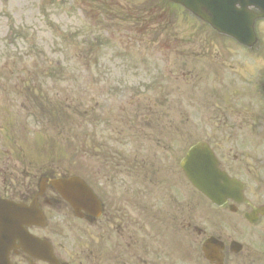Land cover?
<instances>
[{
	"label": "flooded vegetation",
	"instance_id": "obj_1",
	"mask_svg": "<svg viewBox=\"0 0 264 264\" xmlns=\"http://www.w3.org/2000/svg\"><path fill=\"white\" fill-rule=\"evenodd\" d=\"M145 20L148 24L152 22L151 15H146ZM163 36L164 33H158L147 43L163 41ZM191 50L190 46L176 45L180 58L188 56ZM211 87L212 128L208 141L215 148L221 166L245 180V189L250 194L247 203L228 202L217 207L208 202L209 207L199 212L192 204L197 194L188 186L185 191L192 193L183 201L182 171L176 164V157L178 163L181 158L180 135H174L172 144L168 138L149 132L155 108L163 109L165 105L163 91L157 94L159 101L153 102L150 89H144L147 93L144 104L127 103L123 90L117 94L114 89H104L105 92L99 89L97 97L102 101L96 102L93 111L94 172L92 176L79 172L101 201L99 217L84 210L76 211L53 189L51 179L69 176L68 172L57 175L45 171L22 181L20 153L10 154L1 145V138L0 197L35 204L44 213L47 222L29 230L52 244L58 264H264V159L254 160L256 154L263 157L264 151L249 150L244 154L246 145L238 142L239 134L231 132L236 125L240 126L233 122V109L241 97L225 89L223 82L213 80ZM82 98L85 100L84 95ZM259 102L264 104L262 98ZM143 110L148 114L140 125L137 122ZM161 116H165L164 111ZM248 121L260 124L253 118ZM84 124L81 118L79 125ZM254 136L247 135L249 139ZM147 146L152 148V154L144 157ZM149 160L158 167L150 166ZM178 237L189 247L184 254L176 253L173 247V238L179 241ZM78 238L85 239L86 245L93 243L90 250L93 262L85 260L92 255H87ZM210 239L213 240L208 250L216 247L211 261L202 252ZM71 241L77 248L75 251ZM17 242L20 244V240ZM18 250L19 254L11 255L15 264H49L34 261L21 247Z\"/></svg>",
	"mask_w": 264,
	"mask_h": 264
},
{
	"label": "rangeland",
	"instance_id": "obj_2",
	"mask_svg": "<svg viewBox=\"0 0 264 264\" xmlns=\"http://www.w3.org/2000/svg\"><path fill=\"white\" fill-rule=\"evenodd\" d=\"M96 1L0 0V89L27 90L34 82L37 93L40 91L45 97V106L65 108L77 104L80 89H89L88 93L93 92L91 89H126L123 81L130 80L133 73L127 61L118 59L115 53L112 57L100 58L103 52L93 57L85 56L86 51L82 49L83 40L77 32L79 27L87 31L93 20L98 19ZM114 47L119 49L118 44ZM125 58L130 63L143 64L138 45ZM241 58L247 62L246 77L255 76L252 85L256 87L258 76L264 73L263 62L247 52H242ZM134 97L132 99L136 100ZM21 101L29 106L30 94H23ZM21 115L19 144L23 162H47L49 158L61 162L65 150L79 152L76 146L81 143L76 128L69 123L65 127L55 125L65 118L54 121L39 113L38 118L32 120L23 107ZM2 122L9 124L8 112L1 113ZM204 131L205 124H202L199 133ZM0 138L1 145H5L4 138ZM50 141H56L57 147L50 151L42 149ZM89 154H92V148H89ZM148 164L158 167L153 160Z\"/></svg>",
	"mask_w": 264,
	"mask_h": 264
},
{
	"label": "water",
	"instance_id": "obj_3",
	"mask_svg": "<svg viewBox=\"0 0 264 264\" xmlns=\"http://www.w3.org/2000/svg\"><path fill=\"white\" fill-rule=\"evenodd\" d=\"M200 153V159L199 161H201V159H203L205 162L204 164L206 165L208 163H212V157L210 159V152H208V150H206V152L202 151L201 148H196L193 149L192 152L190 153V155H195L196 153H198L197 151ZM184 168L186 169L189 177L192 179V181L200 187V185L205 186V191L208 193H215L214 190L210 189L207 187V182H212V180H209L208 177L210 176L209 173L207 172H214V175L219 178L220 180L224 179L223 176L221 174H219L218 172L214 171V169L212 167H208L202 170H205V172L199 171L196 174L199 176H195L194 173L191 171V165H190V157L188 159V162H184L183 163ZM210 166V165H209ZM208 179V180H207ZM227 196V195H224ZM224 196H221L220 198H224ZM213 199H216L212 196ZM29 216V212L28 210L25 211L23 210L20 206L16 205L13 202H8L5 200H0V233H2L4 231L5 228H7L9 225H12V228H18L21 223L24 221L25 218L23 217H27ZM15 221V222H14ZM14 223V224H11ZM15 225V226H14Z\"/></svg>",
	"mask_w": 264,
	"mask_h": 264
}]
</instances>
